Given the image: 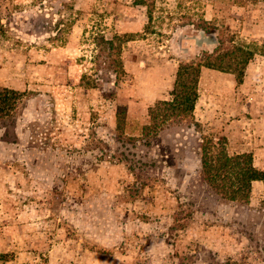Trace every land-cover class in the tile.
I'll return each mask as SVG.
<instances>
[{
	"label": "rangeland",
	"instance_id": "rangeland-1",
	"mask_svg": "<svg viewBox=\"0 0 264 264\" xmlns=\"http://www.w3.org/2000/svg\"><path fill=\"white\" fill-rule=\"evenodd\" d=\"M141 1L0 0V264H264V180L202 172L264 171V0ZM185 63L193 115L153 119Z\"/></svg>",
	"mask_w": 264,
	"mask_h": 264
},
{
	"label": "trees",
	"instance_id": "trees-1",
	"mask_svg": "<svg viewBox=\"0 0 264 264\" xmlns=\"http://www.w3.org/2000/svg\"><path fill=\"white\" fill-rule=\"evenodd\" d=\"M145 1H141L144 3ZM229 51L223 53V58H229ZM207 66L217 67L213 62ZM219 67H221L219 65ZM225 68V67H222ZM199 63L183 64L177 74V86L180 91L171 100H163L157 107L150 109V115L157 120L162 117L164 120L172 118H188L193 115L195 101L198 97L197 83L200 76ZM4 90L6 96L8 90ZM0 111L4 112V107ZM122 128L124 116L118 119ZM151 128H149L150 130ZM148 130V131H149ZM202 172L204 179L221 194L230 199L249 198L252 190V183L257 180H264V171L255 167L253 156L248 152L229 154L221 141L205 142L202 145Z\"/></svg>",
	"mask_w": 264,
	"mask_h": 264
}]
</instances>
